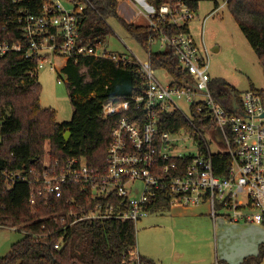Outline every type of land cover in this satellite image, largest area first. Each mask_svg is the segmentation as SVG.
Segmentation results:
<instances>
[{
	"label": "built area",
	"instance_id": "2783aa9c",
	"mask_svg": "<svg viewBox=\"0 0 264 264\" xmlns=\"http://www.w3.org/2000/svg\"><path fill=\"white\" fill-rule=\"evenodd\" d=\"M192 1L164 0L159 8L148 0L136 2L141 6H136L137 15L145 18L150 30V48L145 51L148 59L141 60L124 41L128 54L82 41L79 19L87 6L95 8L92 0H45L41 4L36 0L33 4L39 5L40 14L23 6L28 0H13L18 6L14 23L20 37L18 41H0V56L19 52L29 59L37 57L36 69L29 72L33 77L44 67L59 72L72 58L111 60L137 67L144 88L128 100H111L103 107L104 116L121 114L112 129L105 167L95 169L83 157L53 160L47 154L41 161L42 169H32L33 178L0 170L8 188L16 182L32 184L30 201L34 204L37 198L48 202L51 197H62L65 189L79 187L84 202L73 197L72 208L53 217H62L67 223L64 228L78 221L106 219L132 221L136 228L151 214L150 205L161 201L171 207L207 204L213 220L221 216L233 223L264 225V96L255 88L245 91L237 99L236 111L232 100L228 107L218 101L211 88L214 78L209 72V48L197 42L190 29H181L189 28L195 17ZM175 27L181 30L176 32ZM6 29L7 35H15L4 24ZM153 44L173 50L189 76L185 86L158 79L149 59ZM55 59L63 62L58 64ZM179 100L189 107V114ZM176 112L186 120L187 128L173 132L162 127L161 117ZM198 115L208 127L199 128L195 122ZM217 128L222 130L225 145L214 138ZM184 135L193 139L196 153L179 150V139ZM212 143L219 149L213 150ZM222 150L229 153L230 162L220 175L214 157Z\"/></svg>",
	"mask_w": 264,
	"mask_h": 264
},
{
	"label": "trees",
	"instance_id": "16d2710c",
	"mask_svg": "<svg viewBox=\"0 0 264 264\" xmlns=\"http://www.w3.org/2000/svg\"><path fill=\"white\" fill-rule=\"evenodd\" d=\"M35 1L28 0L23 6L40 14L39 5L33 4ZM92 1L95 8L87 6L79 19L80 38L84 43L93 47L106 45L107 37L114 31L111 21H115L145 51L149 50L147 24L125 19L118 11L117 0ZM148 1L159 8L164 0ZM223 1L264 66V0ZM198 4V0L191 2L196 11ZM218 6L216 3L215 7ZM17 7L13 0H0V41L19 40L14 23ZM4 24L15 35H7ZM174 29L176 32L189 30L188 26ZM149 59L154 69L167 71L172 86L183 87L189 81L172 49L152 51ZM37 64V57L29 59L19 52L0 56V170L22 172L33 178L32 169L41 170V161L47 154L53 160L83 157L95 169L105 167L112 129L121 114L104 116L103 107L111 100H128L143 90L139 69L94 57L69 59L61 72L66 76L75 111L70 121L59 122L57 111L41 104L42 85L38 76L29 74ZM211 88L226 107L233 95L240 99L236 88L222 77L214 78ZM259 91L264 96V90ZM161 118L162 127L167 130L187 128L186 120L177 112ZM200 118L199 115L195 118L199 128L208 127ZM67 131L71 132L68 140L65 139ZM214 162L217 173L223 175L230 162L229 153L222 150L215 155ZM31 192L32 184L22 181L8 188L0 176V227L23 233L21 239L12 243L9 252L0 256V264H160L139 254L132 221L85 220L64 228L67 223L61 216L54 220L56 214H66L72 208L73 197L84 202L85 196L79 187L65 189L62 197H51L48 202L37 198L34 204L30 201ZM150 206L153 212L161 206L167 207L168 203L161 201ZM260 260V257H247L240 264Z\"/></svg>",
	"mask_w": 264,
	"mask_h": 264
},
{
	"label": "rangeland",
	"instance_id": "374dc122",
	"mask_svg": "<svg viewBox=\"0 0 264 264\" xmlns=\"http://www.w3.org/2000/svg\"><path fill=\"white\" fill-rule=\"evenodd\" d=\"M122 3L123 0L118 2L119 11ZM198 3L189 29L197 42H204L209 48L211 77L226 79L240 96L252 87L264 90V66L225 1L198 0ZM216 3L219 4L217 8ZM111 23L114 31L107 37L105 48L111 52L128 54L124 41L141 60H147L148 54L127 35L125 29L115 21ZM151 49L153 52L162 50L158 44H153ZM55 61L58 64L63 62L61 59ZM155 73L161 82H170L165 70L156 69ZM38 79L42 85V106L54 108L59 122L70 121L75 106L68 92L65 75L44 67L38 70ZM178 103L186 114L190 113L184 101L179 100ZM211 146L213 150L219 149L213 143ZM179 150L196 153L197 147L189 135H184L179 139ZM201 210L206 212L205 207H196L186 210L182 217H178V210L173 208L151 213L136 224L138 252L145 254L144 251H147V257H157L167 252L169 260L189 256L197 258L198 264H240L247 257H260V262L251 264H264V225L232 223L221 220V216L215 224L208 214L202 213L207 218L197 216L196 213L200 214ZM22 236L23 233L15 229L0 227V256H5L12 243ZM203 259L205 263L201 261Z\"/></svg>",
	"mask_w": 264,
	"mask_h": 264
},
{
	"label": "crops",
	"instance_id": "0c3cea01",
	"mask_svg": "<svg viewBox=\"0 0 264 264\" xmlns=\"http://www.w3.org/2000/svg\"><path fill=\"white\" fill-rule=\"evenodd\" d=\"M137 1H140V0H133V2L127 1V0H123L122 6H121V10L120 11L118 10V11L129 22H134V23H138V24H147V22H146L144 17L137 15V8H136V6H138V4L136 3ZM196 207H205L206 208V212L205 213H203L202 210L200 211V214L195 212L197 216H200V215L202 216L203 214L210 215V207L207 204L198 205V206H189V207H182V206H173V207L167 206L166 207V206H161L156 211H153L151 213H154V212H157L159 210L166 209V208H173V209H177L178 210L177 213H179V214H177V216L178 217H182L183 213L186 214L185 213L186 210L189 211L191 209H195ZM203 216H205V215H203ZM210 217L212 218L211 215H210ZM205 218H207V217L205 216ZM222 218H221V220L224 221L225 219L224 218L222 219ZM217 219H218V217L216 218V220H213V218H212V220H213V222L215 224L217 222ZM144 253L145 254H143L142 252L139 251V254H141L142 256H146L147 257V251H144ZM150 254H152V253H150ZM167 256L168 255H167V252H166L165 254L161 253V255H159L157 257H149V258L156 260L160 264H198V261H199L197 258H193V257L190 258L189 256H186V254H185L186 257H179L177 259H172V260H169V258H167ZM201 261H203L205 263V259H203Z\"/></svg>",
	"mask_w": 264,
	"mask_h": 264
},
{
	"label": "water",
	"instance_id": "95a60500",
	"mask_svg": "<svg viewBox=\"0 0 264 264\" xmlns=\"http://www.w3.org/2000/svg\"><path fill=\"white\" fill-rule=\"evenodd\" d=\"M238 106H239V104H238V100H237V98L235 97V95H233V97H232V108H233V110L236 111L237 108H238ZM263 116H264V114H263ZM70 135H71V132H70V131H67V132L65 133V139L68 140L69 137H70ZM214 138H215L218 142H220L221 144H223V145L226 144V141H225L224 135H223L222 130H221L220 128H217V130H216V134H215Z\"/></svg>",
	"mask_w": 264,
	"mask_h": 264
}]
</instances>
